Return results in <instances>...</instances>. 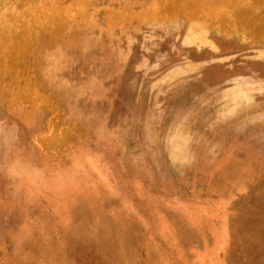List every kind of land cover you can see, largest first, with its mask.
I'll use <instances>...</instances> for the list:
<instances>
[{
	"label": "rangeland",
	"instance_id": "obj_1",
	"mask_svg": "<svg viewBox=\"0 0 264 264\" xmlns=\"http://www.w3.org/2000/svg\"><path fill=\"white\" fill-rule=\"evenodd\" d=\"M58 55L0 68V264H264V115L206 98L196 120L135 112L131 66L115 86ZM116 90L133 115L102 108Z\"/></svg>",
	"mask_w": 264,
	"mask_h": 264
},
{
	"label": "flooded vegetation",
	"instance_id": "obj_2",
	"mask_svg": "<svg viewBox=\"0 0 264 264\" xmlns=\"http://www.w3.org/2000/svg\"><path fill=\"white\" fill-rule=\"evenodd\" d=\"M63 53L102 67L101 80L107 67L115 86L131 66L135 112L188 113L196 120L206 98L218 108L240 102L249 111L256 107L249 116L264 115V0H0V68L10 54L20 66L55 70ZM167 84L182 88L189 105L165 92ZM121 93H110L111 108H102L133 115ZM51 99L52 129L65 140L69 131L58 117L71 111Z\"/></svg>",
	"mask_w": 264,
	"mask_h": 264
}]
</instances>
